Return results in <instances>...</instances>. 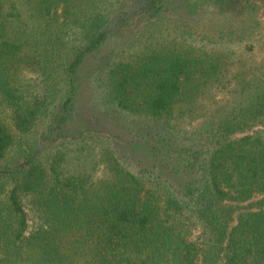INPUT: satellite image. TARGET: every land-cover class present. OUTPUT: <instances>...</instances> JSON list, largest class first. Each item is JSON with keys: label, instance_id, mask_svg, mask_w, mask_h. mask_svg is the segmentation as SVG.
I'll use <instances>...</instances> for the list:
<instances>
[{"label": "trees", "instance_id": "trees-1", "mask_svg": "<svg viewBox=\"0 0 264 264\" xmlns=\"http://www.w3.org/2000/svg\"><path fill=\"white\" fill-rule=\"evenodd\" d=\"M25 3L33 26L0 0V264H264V66L244 60L264 43V0ZM206 11L242 59L190 38ZM216 94L215 111L186 109Z\"/></svg>", "mask_w": 264, "mask_h": 264}, {"label": "rangeland", "instance_id": "rangeland-1", "mask_svg": "<svg viewBox=\"0 0 264 264\" xmlns=\"http://www.w3.org/2000/svg\"><path fill=\"white\" fill-rule=\"evenodd\" d=\"M175 1V0H174ZM176 3V2H175ZM180 4V3H179ZM17 6L19 9V13L22 15V18L25 19V21H27L29 26H33L35 23L33 22V20L29 19V12H28V5L27 3H25V0H17ZM171 6V5H170ZM172 7V6H171ZM169 17L171 18L174 14V11H170L169 12ZM201 20H199L198 23H193L191 24V28H189V36L192 40H194L198 46H206L208 48L210 47H217V49H229L230 51L234 50L233 52L238 55L237 57H235L233 55L232 59L236 60L239 57L242 59V55L241 52L245 51V49H243V45L245 46L246 43H237L236 46H233L232 43H229L227 40L223 39L225 38V36L222 34V29L225 30L226 32H230L231 28H228V22L225 20L226 18L223 17H216L214 16V14H212V12L210 11H206V12H202L199 14ZM162 25H158L160 30L164 31V37L172 38L173 35H175V32L173 31V27L172 25L168 22V21H162ZM57 27V31L60 35H62L64 37V40L67 42H73L75 43L76 40H78V32L71 30L68 26L63 28L61 25L59 24H55L54 27ZM142 26H139L138 29L141 30ZM65 31H64V30ZM137 29H133L128 31L127 33H123L122 34V38L124 39V41H129L131 39H133L136 34H137ZM262 31L264 32V27L262 29ZM119 37H115L113 38L110 43L105 47L106 50L110 49L111 47L116 46V43H119L120 40L118 39ZM255 47L254 50L252 52H249V55L247 57V59L245 62L249 63L253 66H264V43H258V41L254 42ZM233 47V48H232ZM93 70V65L89 64L86 69H84V75L86 80V83L84 84L85 87L83 88V92H82V96H81V102H83L87 97H88V93L89 90L92 86V84L90 83V80L95 79V77H92L90 71ZM234 71V70H232ZM20 79L23 81V83L25 85L31 86L32 88H29V90L32 93H37L38 89L37 85L40 81V78H38V74L36 72H34L33 68H29L26 70H23L21 72L20 75ZM90 83V84H89ZM41 86V83H39V87ZM214 99L212 101H207V100H202L200 101L199 99H195L191 102V104H189L188 106H186V109H191V110H197L198 112L200 110L202 111H215L217 109L216 107V103H218V101H222L223 95L221 94H216L213 95ZM83 104V103H81ZM82 108V105H81ZM210 123L211 120L210 119H204V118H193L190 119L189 117H187V119H181V121H177L178 126L184 130H195L196 128H203L204 126L208 125V122ZM177 125V124H176ZM178 127V128H179ZM205 135V134H204ZM187 138L190 139H197L200 138L198 136H189L186 135ZM183 143V142H182ZM203 146H206L204 144V141H202ZM184 144V143H183ZM188 147H191L187 144ZM193 148L199 149L197 145H193ZM137 154H139V152H137ZM106 177V173L103 170V167H99L94 173H93V178L94 179H103ZM25 205V204H24ZM25 209L29 215V223H30V227L33 226L34 223H36V219L33 215V213L30 211V209L27 208V206L25 205ZM198 232H194V236H197Z\"/></svg>", "mask_w": 264, "mask_h": 264}]
</instances>
